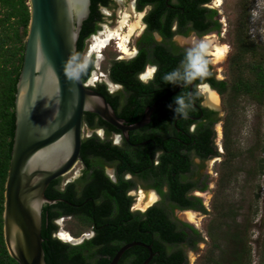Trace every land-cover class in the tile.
Listing matches in <instances>:
<instances>
[{
    "label": "trees",
    "instance_id": "16d2710c",
    "mask_svg": "<svg viewBox=\"0 0 264 264\" xmlns=\"http://www.w3.org/2000/svg\"><path fill=\"white\" fill-rule=\"evenodd\" d=\"M96 1L91 0V13L83 23L77 43L75 64L83 83L89 77L91 66L87 70L81 69L80 57L86 39L96 31ZM185 5L188 6L186 2ZM177 6L182 7L184 4L181 2ZM162 12L160 11L158 14ZM29 21L28 0H0V264H17L10 257L5 246L3 212L5 183L15 131L16 84L22 68ZM241 22L233 45L234 53L231 57L232 74L230 73V76L232 82L226 86L224 83L214 82L211 76L208 79L211 80L214 87L220 90L221 94L224 95L229 91L232 100L243 94L259 97V102H261L264 95V60L258 62L254 59L258 52L247 39V22L245 19H242ZM171 23L172 20L167 24V27H157L164 37L171 36L169 33ZM158 51L165 55L168 54L166 49L159 46L155 48V53L158 54ZM247 55L248 58H246ZM142 59L143 57L137 60L142 62ZM137 60L127 65L110 61L112 67L109 70V78L112 82L123 85L125 93L112 95L107 92L104 85L95 88V91L101 94L113 108L117 117L124 119L129 124L138 121L143 106L151 104L157 98L143 102L141 100L142 86H137L135 81L126 78L127 73L136 71ZM201 68L206 72V68L203 66ZM243 69L249 70V73L253 74L254 80L242 78ZM154 115L155 112L152 115L153 118ZM226 122L225 119L224 135L227 132ZM83 123L88 128L104 129L106 139L101 140L95 134L83 139L80 153L81 163L84 166L82 177L76 183L67 185L64 190L61 189L62 178L56 179L46 190V197L57 201L54 205H44L42 210L41 236L46 264H110L122 246L133 242H140L151 247L153 258L149 264H187L183 247L195 249L197 244L203 242L202 236L188 224L173 219L172 209L177 207L200 210L205 214L200 200L187 199L186 193L192 185L179 180L180 174L187 171L190 164L185 163L184 166H178L173 160V162L170 161L169 155L164 154L160 156L159 164L154 165V156L162 142L161 137H158L159 129L156 121L150 122L142 129L130 132V143L123 140L119 146L113 145L109 137L112 133L120 134V132L96 115L84 114ZM209 136L210 133L208 136L205 133L196 136V142L201 147L200 153L203 158L215 155L213 149L208 146ZM144 142L147 143L143 144ZM167 142L161 149L179 151L182 148L170 141ZM131 144L138 145L132 146ZM225 152V157L234 158L236 156L235 154L230 155L227 148ZM182 153L179 151L175 155L180 157L183 155ZM105 166H114L118 175L117 183L112 182L106 176ZM124 173L155 182L153 187L158 191L161 190L163 183H167L168 193L163 195L165 201L144 212L132 211L134 199L128 196L127 192L134 189L136 183L132 180H122ZM228 211L233 217V211L231 209ZM64 215L75 218L77 222L75 225L78 227L76 235L93 227L94 242L90 240L73 247L59 240L55 236L59 228L55 221ZM233 220V224H236L233 239L238 241V237H240L242 243L241 253L236 257V261L239 264H251V248L248 247L246 237L242 234L244 232L246 235V232H249L247 224H245L244 230L234 218ZM207 232L213 248H218L216 239L211 237V232H214V229L210 227ZM261 245L262 252L258 258V264H264V238ZM148 256L149 252L145 248L135 246L122 255L118 264H142ZM212 260L210 259L211 263L217 264ZM236 261L229 264H238Z\"/></svg>",
    "mask_w": 264,
    "mask_h": 264
},
{
    "label": "flooded vegetation",
    "instance_id": "af4514ba",
    "mask_svg": "<svg viewBox=\"0 0 264 264\" xmlns=\"http://www.w3.org/2000/svg\"><path fill=\"white\" fill-rule=\"evenodd\" d=\"M181 2L184 4V6H177V4ZM185 2L188 4V6L185 5ZM240 2L241 0H237L238 13H236V15H238L235 25L231 26L228 31L225 28H227L229 25L226 23V19L223 15L225 12L222 7L224 0H221L219 5L217 4L216 0H97L95 4V11L97 14V21L95 22L96 31L91 33L86 39L81 55H87V57H90L85 66H82L80 62V68L87 70L91 66L89 77L84 81V83L93 91H95L97 86L104 85L107 92L112 95L125 93V88L123 85L114 83L109 78V70L110 67H112L110 61L124 63L127 65L143 57L142 62L137 60L136 71L129 72L126 75V78L135 81L137 86H142L141 100L144 102L149 101L151 98L157 97L156 100H154V102H156L160 98L174 93V95L165 99L158 105V107L154 110V118L152 117L154 113L153 112L150 117V121L147 124L149 125L150 122L156 121L157 128L159 129L158 137H161L162 139V142L159 145V150L154 156V165L156 166L159 164L160 156L164 154L169 155V158L171 159L170 161L176 162L178 166H184L185 163L190 164L189 169L180 174L179 180L182 183H190L192 185V187L186 193L187 199H198L200 200L202 206L203 202L199 197L202 193H204V191H206V189H208V178L201 176L202 172L200 171V168L206 163L212 162V160H214V163L217 158H220L223 155L226 156V154L223 152L225 141L222 143V152L220 153L218 151L220 134L219 132L216 134V131L217 124L221 122V119L219 118L221 112L227 111L226 106H224V109L222 106H220V98L224 97L228 91L225 92L224 95L221 94L220 90L211 84V80L208 79V77L211 76V79H213L214 82L224 83L226 86L229 85V77L223 78L221 75L217 74V71L213 66L216 64L213 63L210 52L215 43L219 42V39L220 41L226 39L225 33L228 32L230 37L229 41L231 43L232 40V46L234 45L236 35L238 34L240 28L239 25L242 23V19H245L246 21L247 18L244 5ZM123 3H126L127 6L124 7L123 11L119 9L118 12H116L118 8H121ZM127 11L130 13H128L129 18L128 21H126V24L129 26V24L135 22L137 18L139 22L136 21V23L138 22L140 25V27L137 28V31H135V34L131 36L134 37L133 44L130 45V40L127 44L129 55H123L117 46V42L114 40L107 43L98 54H89V47L91 46V44L89 45V42L92 43L95 38L105 32L106 27H118L119 23L121 22L120 20L122 17L124 18ZM160 11L163 12L158 14ZM119 15H121V17H119ZM118 17L119 20H117ZM132 18L135 20L131 21ZM170 20H172L169 31L171 36L168 38L164 37L160 29L157 27H167V24L170 22ZM133 24L135 23L130 25ZM123 31L125 32L124 29L121 30L122 33ZM193 35L196 37V42H193L194 38H190ZM191 40L192 44L195 45L194 47L191 44ZM111 43H114L115 49L119 55L113 56L109 60V63L106 67L101 68L96 66V61H99L102 58V53H104L110 47ZM157 46L166 49L168 54H162L161 51H158V54L155 53V48ZM191 46L192 48H190ZM209 46L211 48L210 50H208ZM203 49L208 50V52L203 51ZM229 49H231V47H228V50ZM201 66L206 68V72L201 70ZM94 78L96 81L91 84V79ZM205 87L209 91L211 90L217 96L219 104L218 108H212L207 105L203 90ZM154 102L143 106L139 120L142 118L145 109L151 106ZM132 117H134V115H132ZM138 121L129 124L124 120V122L128 125L136 124ZM222 124L224 127L225 123ZM84 127L90 131L91 137L95 134L101 140L106 139L104 129H94V127L88 128L86 125H84ZM97 131L102 132L100 134ZM204 133L207 134V136L210 133V136L208 137V146L215 152V155L206 158H203L201 155V147L196 142V136H199L200 134L202 135ZM129 134L130 133H128V141L125 140L121 133H112L109 138L113 145L119 146L123 143V140H125L127 143L129 142ZM167 141L181 146L182 148L179 151L181 153L183 152V155L177 157L175 153L179 152L178 150L166 151L161 149L165 146V143H168ZM146 143L147 142H144L143 144ZM131 145L136 146L138 144ZM180 162L181 164H179ZM79 163L81 164L80 175L72 182H66L65 184L61 183L62 190H64L70 183H76L82 177L84 166L81 163V160ZM108 171H110V173H108ZM104 173L112 182H118V175L114 166H105ZM122 177V180L124 181L132 180L136 183L134 189L127 192L128 196L133 197L132 193L136 191L137 187H141L143 189H139V191L151 190L156 194L158 199L152 206L161 204L165 201L163 195L168 193L167 183H163L161 190L158 191L153 187V185L156 184L155 182L143 180L137 176H132L130 173H124L122 174ZM77 188L79 189V187ZM133 199L134 204L131 207V210L144 212L134 208L135 198L133 197ZM185 211H191L194 213L197 212L202 215L204 214L200 210L179 209L175 207L172 209V218L180 223L188 224L191 228L197 232H200L194 225L183 222L180 217L178 218L175 216V212L180 213ZM67 221H72L75 224L77 223L74 217L70 215H64L57 219L55 224L59 227L62 223H66ZM58 233L59 232L55 234L57 238ZM72 235L75 238H72L74 242H64L69 246H78L90 240H93L94 242L95 233L93 227L86 229L79 235ZM183 251L186 256L185 247H183Z\"/></svg>",
    "mask_w": 264,
    "mask_h": 264
},
{
    "label": "water",
    "instance_id": "95a60500",
    "mask_svg": "<svg viewBox=\"0 0 264 264\" xmlns=\"http://www.w3.org/2000/svg\"><path fill=\"white\" fill-rule=\"evenodd\" d=\"M28 5L30 21L16 84L3 234L7 251L17 264H46L42 210L57 201L45 193L52 181L68 176L79 165L84 114L96 115L128 141V133L145 127L158 105L174 93L147 107L136 124H126L101 94L82 82L75 64L91 0H28ZM135 246L149 252L142 263L149 264L152 249L140 242L122 246L110 264H118Z\"/></svg>",
    "mask_w": 264,
    "mask_h": 264
},
{
    "label": "rangeland",
    "instance_id": "374dc122",
    "mask_svg": "<svg viewBox=\"0 0 264 264\" xmlns=\"http://www.w3.org/2000/svg\"><path fill=\"white\" fill-rule=\"evenodd\" d=\"M240 3L244 5L246 11L247 39L258 52L254 59L262 62L264 60V0H241ZM126 6L127 4L123 3L121 8H118L116 12L119 9L123 11ZM222 7L225 11L223 15L226 23L229 25L225 29L229 31V28L235 25L237 19V0H224ZM119 17L117 20H119ZM132 20L135 19L132 18ZM120 21H123V17ZM136 21H138L137 18ZM136 21L132 23H136ZM121 22L118 27L109 28L121 30ZM126 27H128V24H126ZM124 33L123 31L122 35ZM225 37L226 39L222 41L219 39V42H216L212 49L209 46L208 50L211 49L210 55H213L215 46H224L226 48L225 60L216 62L215 58L211 57L213 63L216 64L213 66L217 74L223 78L229 77V82H227L230 85L232 82L229 75L231 73L230 58L234 53V46H232V40L231 43L229 41V32L225 33ZM130 38L129 43L132 45L134 37ZM190 38H194L193 42H196L194 35ZM192 46L194 47L195 45L192 44ZM228 47H231V49L228 50ZM208 50L203 49L205 52H208ZM115 55L119 54L115 49L114 43H111L110 47L102 53V58L96 61V66L101 68L106 67L109 60ZM246 58H248V55ZM89 59L90 57H87V55L81 56L80 62L82 66H85ZM241 75L245 80H254V76L249 73V70L243 69ZM259 100V97L243 94L238 95L237 99L232 100L229 91L224 97L220 98V106L223 109L226 106L227 111L221 112L219 117L221 122L217 124L216 134L218 132L220 134L218 151L222 152V143L225 141V149L227 148L230 155L235 154L236 156L231 158L230 156L225 157L223 155L217 158L214 163V160H212V162L206 163L200 168L202 172L201 176L208 178V189L199 197L203 202L205 214L192 212L195 219L188 221L181 217L182 212H175L176 217H180L183 222L194 225L202 236L203 242L197 244L195 249L185 248L188 264H213L210 259H213L217 264H229L236 261V257L241 253L242 243L240 237H238V241L233 239L234 232L236 231V224H233V218L243 229L245 228V224H247L249 232H246V235L244 232L242 234L246 237L245 240L248 242V247L251 248V264H258V258L262 252L261 243H263L264 238V95L261 102ZM218 105L215 108H218ZM225 119L227 120L225 126L227 128V132H225L226 136L223 133L224 127L222 124L225 123ZM89 137H91V133L84 127V139ZM225 149H223L224 153H226ZM80 172L81 164L79 163L70 175L62 179V184L74 181L80 175ZM139 189L143 188L137 187L136 191L132 193V196L135 198L134 208L145 211L150 206L144 210L136 207L137 196L140 191H144H139ZM229 209L233 211H231L233 217L230 216ZM210 227L214 229V232H211V237L216 239L215 242L218 245V248L215 249L211 244V239L207 232ZM242 228L240 230H243ZM60 230L67 232L74 238L72 234H77L78 227L74 222L67 221L59 226L58 232ZM240 230L239 232H241Z\"/></svg>",
    "mask_w": 264,
    "mask_h": 264
},
{
    "label": "bare ground",
    "instance_id": "6f19581e",
    "mask_svg": "<svg viewBox=\"0 0 264 264\" xmlns=\"http://www.w3.org/2000/svg\"><path fill=\"white\" fill-rule=\"evenodd\" d=\"M216 1L218 5L221 3V0H216ZM128 13L130 12L129 11L126 12V15L124 16L123 21L121 22V26H120L121 30L125 29L124 35H122L121 30H115V29L106 27L105 32L100 34L91 43L92 45L89 47L90 48L89 54H93V53L98 54L102 50V48L112 40L117 42V46L119 47L123 55L129 54L127 44L130 40V37L135 33V31L139 27V23L137 22L133 25H129L128 27H126V23H127L126 21H128V18H129ZM213 52L214 53L212 56L215 58V61L221 62L225 58L227 50L224 46H215V48L213 49ZM95 81H96L95 78L91 79L90 83L92 84ZM203 90H204V95L206 98L207 105H209L212 108L217 107V104H218L217 96L211 90L209 91L206 87L203 88ZM157 199H158L157 196L153 192H150L149 190L140 191L137 196L136 207L144 210L147 207L153 205L157 201ZM181 217H183L185 220H188V221H192L195 219L194 214L191 211L182 212ZM58 238H60L59 240L63 242H68V243L74 242L72 237L67 232H64L62 230H60V234L58 235Z\"/></svg>",
    "mask_w": 264,
    "mask_h": 264
},
{
    "label": "clouds",
    "instance_id": "9594fccd",
    "mask_svg": "<svg viewBox=\"0 0 264 264\" xmlns=\"http://www.w3.org/2000/svg\"><path fill=\"white\" fill-rule=\"evenodd\" d=\"M58 234H60V232H59ZM59 239H60V238H59Z\"/></svg>",
    "mask_w": 264,
    "mask_h": 264
}]
</instances>
